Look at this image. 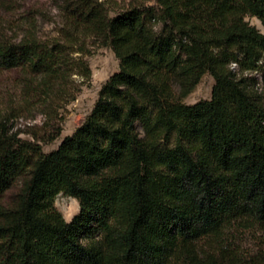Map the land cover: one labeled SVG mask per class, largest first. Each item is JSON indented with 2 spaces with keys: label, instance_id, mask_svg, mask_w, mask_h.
Segmentation results:
<instances>
[{
  "label": "trees",
  "instance_id": "1",
  "mask_svg": "<svg viewBox=\"0 0 264 264\" xmlns=\"http://www.w3.org/2000/svg\"><path fill=\"white\" fill-rule=\"evenodd\" d=\"M155 2L111 15L67 0L64 39L0 40V69L43 96L90 78L71 59L77 33L120 60L56 151L0 121V264H227L230 231L264 232V96L249 77L264 92V32L247 21L264 26V0ZM206 74L212 99L185 104ZM61 194L80 203L69 222Z\"/></svg>",
  "mask_w": 264,
  "mask_h": 264
},
{
  "label": "rangeland",
  "instance_id": "2",
  "mask_svg": "<svg viewBox=\"0 0 264 264\" xmlns=\"http://www.w3.org/2000/svg\"><path fill=\"white\" fill-rule=\"evenodd\" d=\"M106 3L111 15L132 6H156L155 0H101ZM67 0H0V40L20 41L26 34H33L41 41H56L70 32L66 20ZM251 26L264 32L259 18L248 17ZM159 29V27H157ZM71 59L82 63L90 71V78L80 75V70L70 77L66 89L50 96L38 93L33 77L20 69H0V121L5 122L10 134H18L22 140L40 144L44 153L56 151L62 141L73 136L91 114L100 91L109 79L120 71L118 60L110 47L100 40L79 33ZM232 68L237 69L234 65ZM247 76V75H245ZM258 81L259 92L262 72L249 75ZM215 79L206 74L198 87L183 101L187 105L211 100ZM140 129V127H139ZM9 193L8 197L12 195ZM57 209L66 221L80 213V203L63 194L57 198ZM225 247L231 255L227 264H264V232L258 229L230 231ZM231 260V261H230ZM235 260V261H234Z\"/></svg>",
  "mask_w": 264,
  "mask_h": 264
}]
</instances>
